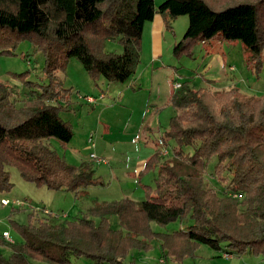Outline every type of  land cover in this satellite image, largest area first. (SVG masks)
I'll list each match as a JSON object with an SVG mask.
<instances>
[{"label":"trees","instance_id":"1","mask_svg":"<svg viewBox=\"0 0 264 264\" xmlns=\"http://www.w3.org/2000/svg\"><path fill=\"white\" fill-rule=\"evenodd\" d=\"M158 13L170 29L175 19L188 16L175 56L193 54L198 44L241 42L248 65L261 71L264 0H164L158 7L155 0H0V48L32 39L44 53L47 78V83L26 81L30 92L21 106L13 99L15 87L0 82V191L14 185L10 165L25 180L52 190L78 194L104 185L93 163L70 164L49 143L55 138L68 144L74 136L61 114L69 109L71 89L60 73L76 58L95 80L127 82L141 61L144 26ZM107 40L120 43L122 52H105ZM170 102L176 113L146 163L145 170L157 169V176L155 189L144 185V201L99 202L73 220L50 211L41 217L34 212L26 224L13 221L22 241L5 242L11 254L0 252V264H76L79 257L125 264L131 250H149L154 241L164 256L178 260L192 244L225 255L233 256L231 250L264 256V97L247 96L237 87L195 89L184 81ZM171 141L175 145L166 158ZM213 161L219 179L231 174L230 193L220 195L208 186ZM112 216L123 230L112 227ZM187 220L191 223L171 232L152 229V223Z\"/></svg>","mask_w":264,"mask_h":264},{"label":"rangeland","instance_id":"2","mask_svg":"<svg viewBox=\"0 0 264 264\" xmlns=\"http://www.w3.org/2000/svg\"><path fill=\"white\" fill-rule=\"evenodd\" d=\"M163 1L155 0L156 7ZM173 22L172 29L167 28L162 18L156 33L146 31L142 41L140 64L135 76L127 82H108L102 77L95 80L76 58H72L65 72L60 73L64 87L71 89L69 109L63 110L61 114L71 123L74 136L68 144L55 138L49 143L70 164L80 166L84 162L93 163L96 175L101 177L104 185L82 189L78 194L52 190L25 180L19 169L10 165L8 169L14 185L8 191H0V252L4 256L11 254V248L5 244L8 240L3 237L5 232L10 234L12 241H22L13 221L26 224L34 212L40 217L47 215L42 211L43 208L54 214H61L62 219L73 220L83 216L99 202L129 198L140 203L146 199L144 185H151L152 189H155L157 176V169L145 170L146 163L160 148L157 146H160L158 144L161 136L168 130L171 118L176 113L170 102L176 82L190 81L193 88L200 89L207 87L206 84L211 85L205 78L207 74V77L217 80L221 88H226L220 89L223 92L237 87L247 96L264 97V60L261 71L257 73L248 65L247 52L241 42H224V55L217 54L210 58L206 56L205 48L198 44L194 47L193 54L177 57L173 48L182 39L188 27V16H181ZM5 48L11 52L1 53ZM122 50V45L116 41L105 42V52L121 53ZM218 50L223 51L220 47ZM155 58H159V63L152 65ZM44 66V53L30 38L8 43L0 48V82L15 87L17 95H14L13 99L17 106L23 104L30 92L26 81L47 83ZM101 94H104L103 98L99 97ZM90 95L97 98L96 103L88 102L87 96ZM90 137L93 145L89 142ZM170 144V154L166 158H170L175 145L173 141ZM93 154L101 159V162L93 161ZM214 160L216 161V158ZM215 161L209 167L206 181L208 186L222 195L229 192L231 174L226 172L225 180L219 179L213 170ZM238 198L241 200L243 196ZM4 199L10 200L11 203L4 205ZM17 200L24 201L26 205H15ZM110 223L114 229L123 230L118 217L112 216ZM190 223L191 220L175 221L167 226L152 223V229L171 232ZM192 245L187 250L188 255L178 260L173 255L164 256L160 242L154 241L149 250H131L123 262L264 264V256L261 254L246 252L239 255L229 250L233 256L227 257L225 251L214 250L207 244ZM74 261L76 264H95L86 257L74 258Z\"/></svg>","mask_w":264,"mask_h":264},{"label":"crops","instance_id":"3","mask_svg":"<svg viewBox=\"0 0 264 264\" xmlns=\"http://www.w3.org/2000/svg\"><path fill=\"white\" fill-rule=\"evenodd\" d=\"M158 14H159V13H158ZM162 18H163V16H162L161 14H160V16H158V15L156 14V16L154 17V19H153L152 21L147 22V23L145 24V26H144L143 37H145V35H146V31H147V30L149 31V33H156L157 30H159L158 27L161 26V20H162ZM173 23H174V22H173ZM223 44H224V42H221V41H215V42H213L212 45L204 44V45H202V46H203V48H205V54H206V56H208V57L211 58V56H214V55H217V54H222V55L225 54V52H224V50H223ZM219 47H220L223 51L218 50ZM155 63H156V64L159 63V58H155V59L152 60V65L155 64ZM209 69H210V67H209ZM209 69H208V71H209ZM231 69H232V67H230V70H231ZM205 78H206V80H207L209 83H211V85L206 84L207 87H212L213 90H217V91H221L220 89H223V90L226 89V88H221V85L219 84V82H218L217 80L214 81V79L210 78L209 76L207 77V74L205 75ZM211 80H212V81H211ZM213 81H214L215 83H214ZM218 89H219V90H218ZM223 90H222V91H223Z\"/></svg>","mask_w":264,"mask_h":264},{"label":"built area","instance_id":"4","mask_svg":"<svg viewBox=\"0 0 264 264\" xmlns=\"http://www.w3.org/2000/svg\"><path fill=\"white\" fill-rule=\"evenodd\" d=\"M181 82H176L175 84H174V88L175 89H179L180 87H181ZM103 95L104 94H101L99 97L100 98H103ZM87 100H88V102L89 103H91V104H94V103H96V101H97V98L95 97V96H92V95H90V96H87ZM89 142L93 145V140L91 139V137H90V139H89ZM164 150V149H163ZM163 153L164 154H167V151L166 150H164L163 151ZM92 160L93 161H98V162H101V159H98L97 157H96V155H92ZM11 202H10V200H8V199H4L3 200V204L4 205H9ZM14 204L15 205H17V206H25L26 205V203L24 202V201H22V200H17V201H15L14 202ZM40 210V209H39ZM42 211L45 213V214H51V212H50V210H48V209H42ZM3 237L6 239V240H8V241H12L11 239H10V234L9 233H7V232H5L4 233V235H3ZM225 256H227V257H231V255H225Z\"/></svg>","mask_w":264,"mask_h":264}]
</instances>
